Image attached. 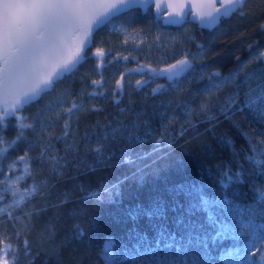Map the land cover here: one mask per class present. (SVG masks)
Returning a JSON list of instances; mask_svg holds the SVG:
<instances>
[{"label":"trees","instance_id":"obj_1","mask_svg":"<svg viewBox=\"0 0 264 264\" xmlns=\"http://www.w3.org/2000/svg\"><path fill=\"white\" fill-rule=\"evenodd\" d=\"M129 16L133 26L153 31L155 37L147 46L125 44L107 26L95 37L85 61L55 91L23 113L37 121L38 127L42 123L60 136L69 117L57 116L61 109L56 105L63 100V107H69L72 97L84 99L87 108L75 113L68 138L49 141L54 145L49 155L66 161L62 174L39 158L43 146L36 141L38 133L27 129L32 146L18 144V150L10 149L4 160L7 174L8 164L18 155L27 151L33 158L35 176L22 181L21 189L36 184L39 191L14 215L26 222L25 213H32L31 228L24 237L31 245L27 259L35 257L34 264H106L104 249L109 240L115 245L110 264H161L165 259H179L181 247L197 254L202 252L199 241L215 235L210 217L233 223L222 202L255 205L256 189L264 187V175L254 171L247 159L249 137L264 133V121L244 108L249 86L254 88L264 75V58L251 55L255 47L264 48V0H246L242 13L222 18L211 30L193 21L166 26L153 20L151 8L145 12L137 8ZM200 46L203 58H198ZM96 48L104 49L103 59L94 55ZM183 52L197 58L193 60L195 71L182 77L181 83L157 78L151 87L139 88L136 81L149 77L128 73L123 94L116 89V81L127 67L138 62L158 67ZM213 71L225 78L235 76V82L209 91L211 82L205 73ZM245 73L254 74L257 81L248 85ZM101 77V85L93 86L91 81ZM157 84L164 87L153 95L151 88ZM82 91L86 95L80 97ZM90 93L95 95H87ZM15 122L14 117L8 121L9 125ZM16 134L12 126L3 133L6 140ZM98 146L102 147L99 155ZM225 173H241L245 179L225 187ZM113 185L117 186L115 192H104ZM4 195L5 202H10L11 193ZM204 199L210 202L208 206L203 205ZM157 205L163 215L149 216ZM16 227L23 223L16 222ZM13 232V222L5 215L0 234L20 246L23 259L22 240H16ZM162 232L165 239H161ZM243 243L231 237L209 241V264H226L224 253ZM147 248L154 251L147 252Z\"/></svg>","mask_w":264,"mask_h":264},{"label":"snow or ice","instance_id":"obj_2","mask_svg":"<svg viewBox=\"0 0 264 264\" xmlns=\"http://www.w3.org/2000/svg\"><path fill=\"white\" fill-rule=\"evenodd\" d=\"M155 0H0V222L6 215L13 222V236L16 240H22L23 259L20 256V246L14 245L9 239L0 234V264H34L35 257L31 256V245L24 237L26 230L31 228V212H26L28 218L14 215V211L21 208L25 201L36 195L39 186L33 184L30 188L21 189V182L28 178H34L35 169L32 167V157L27 151L23 155L11 160L7 166V174L3 172V163L9 158V150H18V144H26L31 147L34 141L29 140L25 130L38 133L36 141L43 147L40 159L47 160L55 172H61L66 167V161L55 155H49L54 150V145L49 143L53 138L67 139L71 132L70 121L75 113L87 108L84 99L72 97L69 107H63L66 101L61 100L56 107L61 111L57 116L67 114L69 119L64 121L63 131L60 136L49 132L42 123L23 113L36 101L50 95L56 90L59 83L69 77L73 70L85 61L93 44L95 37L107 26L114 24L120 16L127 17L129 12L137 8L148 9ZM160 10V4H156ZM246 7V0H207L206 3L197 4L193 0L180 6V10L173 15L178 19L170 17L169 23H181L186 16H193L199 20L202 26L209 28L218 25L222 18L230 17L235 13H242ZM261 27H264L262 25ZM124 31L127 37L131 35L127 29ZM139 34L137 33V36ZM156 39H159L157 37ZM198 58H203L204 49L200 46ZM96 55L103 59L104 49L96 48ZM117 56H122L117 53ZM115 59V57H113ZM128 60V56H122ZM196 56H190L189 52H183L174 63H168L164 67H153L151 64H137L138 71L149 77L148 80H137L139 88L151 87L157 78H167L174 83H181V78H187L186 74L195 71L193 60ZM264 58V52L260 53ZM135 59V58H133ZM246 67V65L242 66ZM126 71H133L126 69ZM211 82L208 89L219 90L225 83L235 82V76L225 78L217 72L205 73ZM101 80H92L93 86L101 85ZM124 77L116 81V88L123 94ZM218 80L219 82H213ZM257 81L254 74L245 73V83L251 85ZM164 86L157 84L151 88L152 94L156 95ZM86 95L83 91L80 97ZM94 96L95 93L87 94ZM244 108L248 109L256 119L264 121V75L259 77L256 86H249ZM231 103H236L233 100ZM48 111L52 106H46ZM206 107V105H205ZM95 108V106H93ZM15 118V124L9 125L10 118ZM9 126L17 129L14 139L6 140L3 133ZM75 150L73 146H69ZM250 153L247 159L254 165V171L264 175V133L258 137H249ZM99 155L102 147L96 149ZM23 165V168H18ZM245 179L241 173H225V187L228 184L240 183ZM117 190L113 185L111 189L105 188V193ZM11 193V201L5 202L4 193ZM257 202L255 205H235L232 201L225 199L222 205L228 206L229 215L233 223L218 222L215 217L210 221L215 229L214 236H208L199 241L202 252L192 254L187 248L181 247L183 255L179 259L161 262V264H209L211 257L208 255V242L222 240L231 237L234 241H244L242 247H235L224 253L223 259L226 264H264V187L257 188ZM97 199L101 198L99 193H92ZM204 206L210 203L202 200ZM35 211V210H33ZM149 216L163 215L161 206H155ZM16 222H22L23 227L17 228ZM80 235H84L83 230ZM170 236V234H169ZM161 239H165L163 232ZM172 245H165L171 247ZM159 247V241H157ZM147 252L154 249L147 248ZM139 254V253H138ZM115 255L114 242L109 240L104 249L106 264H110ZM202 257V258H201Z\"/></svg>","mask_w":264,"mask_h":264},{"label":"rangeland","instance_id":"obj_3","mask_svg":"<svg viewBox=\"0 0 264 264\" xmlns=\"http://www.w3.org/2000/svg\"><path fill=\"white\" fill-rule=\"evenodd\" d=\"M132 23L134 22L131 16L126 17L125 19L120 16L115 20L114 24L109 25L108 27L112 30V32L118 34L123 39V41H125L126 36L124 31L121 29H127L128 32L131 33V35L127 37L128 42L131 45H134L135 48L139 45L147 46L149 42H151L155 37V35L152 33L153 31L147 28L150 32H145L141 27L133 26ZM137 33L139 34L138 36ZM262 52H264V48L255 47L254 50L251 51V55H260ZM142 80H146V77L142 78Z\"/></svg>","mask_w":264,"mask_h":264},{"label":"water","instance_id":"obj_4","mask_svg":"<svg viewBox=\"0 0 264 264\" xmlns=\"http://www.w3.org/2000/svg\"><path fill=\"white\" fill-rule=\"evenodd\" d=\"M187 2V0H155V3H151V7H152V10H153V13H154V16L155 17H159L161 18L163 21V23H165L166 25L167 24H172V25H180L181 23H183L184 21H187V20H191V21H194L196 22L197 25L201 26V27H204L206 29H213L212 28H209L207 26H202L200 21L195 19L193 16H186L183 20V22L181 23H169V19L170 17L172 19H178V17H176L175 15H173L174 13L178 12L180 10V6L185 4ZM193 2L197 3L198 5L199 4H202V3H206L207 0H193ZM160 4L161 8L160 10L157 9L156 7V4ZM141 11L145 12V9L143 8H140ZM229 18V17H227ZM262 25H264V22L262 23ZM217 26V25H216ZM91 47V46H90ZM94 55H96V51L94 52ZM175 60L169 62V63H174ZM166 64L160 66V67H164ZM127 69H132L133 71L131 72H135V73H138V71H135V69H137V66H131ZM129 71H126L125 69L123 70L122 74L124 73H127ZM122 74L120 75L119 79L121 78Z\"/></svg>","mask_w":264,"mask_h":264},{"label":"flooded vegetation","instance_id":"obj_5","mask_svg":"<svg viewBox=\"0 0 264 264\" xmlns=\"http://www.w3.org/2000/svg\"><path fill=\"white\" fill-rule=\"evenodd\" d=\"M148 8H151V6H149ZM152 9V8H151ZM154 15V14H153ZM153 20L154 21H159V22H161V23H163L162 21V19L161 18H159V17H155V16H153ZM187 21H191V20H187ZM187 21H184L183 23H186ZM194 22V21H193ZM183 23H181V24H183ZM196 23V22H195ZM163 24H165V23H163ZM180 24V25H181ZM166 25V24H165ZM167 25H171V26H175V25H172V24H167ZM166 25V26H167ZM219 25V24H218ZM217 25V26H218ZM177 26H179V25H177ZM177 26H175V27H177ZM197 26H199V25H197ZM217 26H215V27H217ZM151 27V26H150ZM201 27V26H200ZM215 27H213V29L215 28ZM202 28H204V27H202ZM206 29V28H205ZM207 30H211V29H207ZM138 63H140V64H146V63H141V62H138ZM137 63V64H138ZM137 64H133L132 66H137ZM158 67H160V66H158ZM127 68H129V67H127ZM128 73H135V72H127V73H124V74H122L123 75V77H124V75H127ZM135 74H137V76H141V75H143L142 73H140V72H138V73H135ZM120 77V76H119ZM119 77H118V79H119ZM166 78V77H165ZM117 79V80H118ZM124 81V80H123ZM117 89V88H116ZM18 168H19V165H18Z\"/></svg>","mask_w":264,"mask_h":264},{"label":"bare ground","instance_id":"obj_6","mask_svg":"<svg viewBox=\"0 0 264 264\" xmlns=\"http://www.w3.org/2000/svg\"><path fill=\"white\" fill-rule=\"evenodd\" d=\"M221 22V21H220ZM187 23V22H186ZM184 24V23H183Z\"/></svg>","mask_w":264,"mask_h":264}]
</instances>
